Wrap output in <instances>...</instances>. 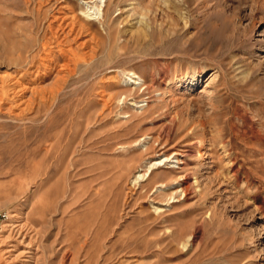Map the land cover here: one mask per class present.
<instances>
[{"label": "rangeland", "instance_id": "374dc122", "mask_svg": "<svg viewBox=\"0 0 264 264\" xmlns=\"http://www.w3.org/2000/svg\"><path fill=\"white\" fill-rule=\"evenodd\" d=\"M50 38L63 91L0 111V264H264V0H0V77Z\"/></svg>", "mask_w": 264, "mask_h": 264}, {"label": "bare ground", "instance_id": "6f19581e", "mask_svg": "<svg viewBox=\"0 0 264 264\" xmlns=\"http://www.w3.org/2000/svg\"><path fill=\"white\" fill-rule=\"evenodd\" d=\"M77 25L78 24H76L74 22L71 23V25H70L71 29L69 32L66 33L65 38H64L65 41L68 39V35H70L75 29L79 28V30H83L85 28L84 25H82L80 27ZM51 29H52V27L49 26V30H51ZM52 40L53 39L50 38L48 41L46 40L45 42H43L41 44V46H39L40 52H41V48L43 47L42 53H38V54L36 53V54L31 55L30 57L27 56L25 60L22 59L23 58L22 56H19V62L17 63V65L21 66L22 63L25 62L24 64L28 66V68H26L20 76L13 75L10 77H3V76L0 77V111L3 110L2 107L6 103H14L15 104V103L20 102V104H16L15 107H19L22 103H25L26 101L24 100L25 99L24 96L26 94L25 91H26L27 87H24L25 86L24 82L33 81L35 83V81L42 80L44 78V76L41 74V70H45L44 74H46V72H48V73L52 72L54 69L57 68V66H59L57 73H58V75L59 74L60 75L57 76V78L55 77L56 79L48 87L47 91L50 95H52V97L56 96V94H58L61 90L63 91L65 84L68 82V77L71 76L72 72L76 68V65H77L76 60L77 59H75V57L69 55L70 51L67 52V51L61 50V52L63 53L65 58H64V63L59 64L58 57H56L55 55L53 56L52 53H54V52H52L49 49L50 44L52 43ZM63 42L64 41H57L58 45H61ZM25 65L23 67H21L22 70L24 69ZM34 67L36 68V73H38V74L35 75L36 78L33 77L34 79H32L31 77L35 73V72H33ZM62 72H63V74H62ZM134 83H136L137 85H140V86L146 85L145 80L141 76H137L136 82H134ZM146 88H148V87H146ZM33 93L40 95L41 101H45V99L47 97L46 89L36 90ZM34 97H36V95H32V98H34ZM32 98H30L28 100H31ZM158 164H159L158 161H155L154 163H152V165L150 167H154ZM141 176L142 175H140V177ZM14 228H17V225ZM21 229H22V227L19 228L17 230V232L19 233L21 231Z\"/></svg>", "mask_w": 264, "mask_h": 264}]
</instances>
